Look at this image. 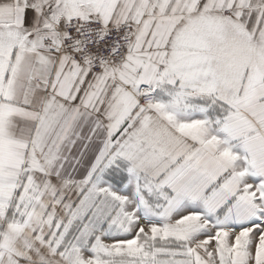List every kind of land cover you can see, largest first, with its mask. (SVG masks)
<instances>
[{"label": "snow or ice", "instance_id": "obj_1", "mask_svg": "<svg viewBox=\"0 0 264 264\" xmlns=\"http://www.w3.org/2000/svg\"><path fill=\"white\" fill-rule=\"evenodd\" d=\"M0 264H264V0H0Z\"/></svg>", "mask_w": 264, "mask_h": 264}]
</instances>
